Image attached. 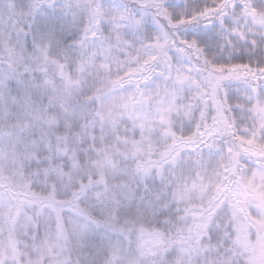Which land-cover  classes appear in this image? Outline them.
<instances>
[{"label":"snow or ice","instance_id":"obj_1","mask_svg":"<svg viewBox=\"0 0 264 264\" xmlns=\"http://www.w3.org/2000/svg\"><path fill=\"white\" fill-rule=\"evenodd\" d=\"M0 264H264V0H0Z\"/></svg>","mask_w":264,"mask_h":264}]
</instances>
